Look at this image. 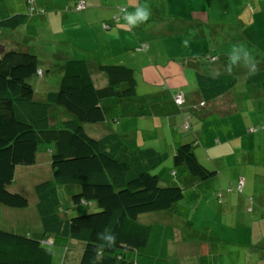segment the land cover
Masks as SVG:
<instances>
[{
  "label": "trees",
  "instance_id": "trees-1",
  "mask_svg": "<svg viewBox=\"0 0 264 264\" xmlns=\"http://www.w3.org/2000/svg\"><path fill=\"white\" fill-rule=\"evenodd\" d=\"M82 1L74 3L75 10ZM26 4L29 6L30 2ZM125 11L124 8L114 14L110 23H103L105 30L123 26ZM26 20L25 14L16 13L1 20L0 28L14 31ZM133 51L146 52L148 46L140 44ZM204 59L222 61L214 53L204 55ZM236 64H231V76L197 73L195 85L201 98L207 102L226 92L234 84ZM247 67L251 71L255 65ZM61 70L58 89L45 93L41 100L35 99V90L28 81L43 74L37 56L19 51L0 54V204L11 208L28 206L23 195L9 192L7 186L12 183L17 166L35 164L41 147L49 150L52 173L51 180L34 187L42 236L37 239L0 229V264H54L49 245L66 240L84 244L79 264H169L171 258L182 253L183 246L176 242L174 225L138 222V217L146 213H176L177 204L184 198L181 186H163L159 176L150 172L167 155L150 147L132 150L114 131L106 130L105 135L94 139L84 129L86 124L105 122L110 101L116 104L141 98V107H137H150L155 113L161 96H137L135 72L127 65L99 62L96 73L105 78L103 87L95 85V71L83 59H66ZM250 78L255 80L252 75ZM172 101L177 109L186 108L185 103L177 106ZM54 106L71 116L57 127H52L49 121ZM194 116L183 118V125L196 135L203 114ZM188 120H193V124ZM195 143L196 139L178 144L172 164L181 168L185 176L204 182L216 172L198 161ZM57 186H78L80 191L72 196L73 203H93L98 210L65 218ZM113 236L115 244L109 247L108 238ZM174 242L176 245H172Z\"/></svg>",
  "mask_w": 264,
  "mask_h": 264
},
{
  "label": "rangeland",
  "instance_id": "rangeland-1",
  "mask_svg": "<svg viewBox=\"0 0 264 264\" xmlns=\"http://www.w3.org/2000/svg\"><path fill=\"white\" fill-rule=\"evenodd\" d=\"M26 1L30 2L29 6H27ZM75 2H69V0H0V21L16 13L27 16L25 24L14 31L0 28V54L3 51H19L37 56L39 68L43 74L28 81L35 90V99L41 100L44 98L45 93L58 89L62 76L61 65L64 60L73 57L84 59L88 63H96L95 57H98L100 53L105 54L108 52V43L101 36H98L91 25H89L90 20L93 22L98 21L101 26V19L107 14H117L125 8L124 14L127 17L128 14L135 13L137 9L146 7L150 13L148 19L131 24V31L135 33L139 31L138 29L143 24H148L145 29H148L149 33L147 34L151 38H155L151 43L154 46V52L158 55L164 52L163 44L167 40L165 37L174 30L179 29L169 21L176 20V24H178V19H181L183 22H187L193 15L192 11L201 10L198 6H191L190 0H90L91 3L97 5V10L83 0L84 9L77 12L75 7H73ZM176 2L181 5L176 4ZM194 2L197 3L196 1ZM91 11L93 12L90 19L87 18V15ZM221 13L222 10L215 9L213 16L216 19L210 20V23L218 25L228 22L237 23L236 18H234V12H229L228 14L227 19L231 20H226ZM102 28L104 29L103 25ZM217 28L219 29V26ZM111 30L104 32L108 34ZM200 31L194 33V35H198ZM140 34H144V32ZM192 35V33L187 34L188 37L186 39H189ZM161 37L162 40L158 41V38ZM236 37L243 54L234 66L236 72L239 70L244 71L249 65H256L255 61L257 64L264 61V52L259 46V43L264 44V38L262 39L264 36L256 34L255 25L241 28ZM206 39H209L208 48L213 51L216 50V42L212 38ZM160 42L161 44H159ZM113 49L115 50L112 47ZM116 50H118V53L122 50L120 45ZM148 51L138 54L130 50L129 54L137 56V62L132 65L129 63L125 64L134 69L137 82L136 92L139 97L146 94L145 91L150 86L143 79L147 76L148 71H145L144 74L142 72V67L145 63H142V56L143 53L147 55ZM169 52L173 53L174 48H171ZM232 52L234 53V50ZM245 53H247V56ZM120 58L126 61L127 56L121 53L115 56L116 62L108 63L121 64L122 60ZM146 60L148 62V58ZM237 75L239 74L237 73ZM96 76L95 74L93 75L95 85L103 87L106 84L105 78L102 77L101 79V75L98 78ZM171 100H173L172 96ZM126 102H133L132 107H129L127 103V109L120 110L113 105H109L103 124H86L84 129L94 139H99L102 135H105L106 130L114 131L123 138L124 143L132 150L154 147L159 153L167 155V158L150 172L159 176L163 186H181L184 190V198L177 204L176 213L166 211L146 213L138 217V222L141 224L164 223L174 225L176 242L180 241L183 246L181 247L182 253L176 255L174 259L171 258L169 264H213L212 257H209L206 251V247H209L210 244L219 248L223 253L226 250L227 254L231 255V258L234 257L233 253L227 250L228 244L226 245L225 241L234 238L233 227L235 223H238L237 247L248 248L255 241L258 242L263 237L262 235L258 234L259 237L252 233L239 235L240 231L246 229L241 223L244 220L231 218L230 215L235 214V217L238 218L246 216L249 218V210H254L253 214L255 215L259 214L261 217L264 215V204L258 203V196L264 195V135L256 144L249 146L247 142L244 143V150L240 151L241 154H244L243 161H239L235 157L227 158L237 164L228 163L231 166L230 169L234 172L241 171L242 176L240 177L245 180L242 193H238L234 188V185L238 184L239 178H237L236 181L231 183L223 182L224 185L222 186L225 187V191L231 188V192L221 193L218 188L213 194L210 189L216 188V185L213 187L209 185V182H211L210 180H215V177L204 182L199 181L185 176L181 168H174L172 164L173 150L177 148L178 144L185 143L184 139L193 141V131L184 128L183 122H178L174 117H170L172 112L169 107L164 110V113L158 111L157 113L162 115V117L154 120L153 116L158 115L153 114L150 107L137 109V106L141 107V98L136 101L126 100ZM260 111L263 112V108H260ZM206 113L213 112H208L206 108ZM257 113H255V117L252 116L251 123L247 125L257 129L259 133L264 130V116L262 121L259 122L256 117ZM122 114L123 117H120ZM135 114H138L140 118ZM213 116H209L208 121L217 117V115ZM69 118L71 116L57 106H54L49 114V121L52 127H57L59 122ZM115 120L118 122H114ZM188 122L190 125L193 124V120H188ZM199 122H201V119L198 120ZM157 130L160 138L168 137L169 142L166 143V146L159 145V140L163 142L165 140L158 139L155 135ZM196 136L197 134L195 139L198 137ZM178 137H181L179 141H172ZM195 148L196 144H194ZM198 159L204 167L212 170L204 164L205 162L202 161L200 155ZM173 172L175 175H173ZM229 174V171L225 172L226 178H228L227 175ZM51 178L50 155L49 150L45 147H41L38 150L34 165L17 166L14 179L7 186V190L11 193L23 195L28 201V206L26 208H11L0 204L1 230L37 239L42 236V225L37 211L38 199L35 195L34 187L39 183L51 180ZM247 181L250 182L249 185ZM214 183L217 182L215 181ZM56 189L60 201V209L63 210L65 218L85 215L98 210L93 203L89 205H76L73 203L72 196L80 191L78 186H57ZM218 194L222 195L220 202L217 199ZM189 222L191 223L190 227ZM262 222H264V217H262ZM172 245H176L175 242ZM49 246L53 252L54 264H79L84 249L82 242L73 240L61 241L58 245ZM250 252L252 256H256L257 251ZM207 257L208 261L198 263V259H206ZM215 264L237 263L234 259L225 256L216 261ZM260 264H264V260Z\"/></svg>",
  "mask_w": 264,
  "mask_h": 264
},
{
  "label": "crops",
  "instance_id": "crops-1",
  "mask_svg": "<svg viewBox=\"0 0 264 264\" xmlns=\"http://www.w3.org/2000/svg\"><path fill=\"white\" fill-rule=\"evenodd\" d=\"M71 1L75 2L76 0H69V2ZM207 1L190 0L191 6H198L201 10L192 11L193 15L190 17L189 21H187L188 23L183 22L181 19H178V24H176V20L169 21L176 26V28L179 27V29L174 30L172 33L181 32V34L172 35V33H170L165 37L167 40L166 43L163 44L165 49L163 53H160L161 55H157L154 52V46L151 42L154 41L155 38H151L147 34L149 33L148 29H145L148 24H143V26L138 29L139 31L132 33L131 24L126 18L125 20H121V22L123 21V26L112 27L111 29L114 30L109 29L111 31L106 34L104 31L109 30H105L103 23H110L114 14L105 15L101 19V26L98 24V21L93 22L90 20L89 25H91L98 36H101L102 39L108 43V52L105 54L100 53L98 57H95L97 62H91L89 65L93 72L95 71L94 74L97 75L96 77L98 78L99 74L96 73V66L99 62H116L115 56L123 53L127 56V59L125 61L120 58L122 60L121 64H135L137 62V56L129 54L130 50L133 51L140 44H147L149 51L147 55H145V53L142 56V63L145 62L142 67V72L144 74L145 71H148L147 76L143 79L150 86L149 89H146V94L144 95H154L156 97L161 96V100H158L157 110L153 113L158 116H153V119L157 120L161 118L162 115H159L157 112L162 111L164 113V110L168 107L172 112L170 117H174L177 120L182 118L181 122H183V118L187 115L195 117L194 115L201 112L203 116L198 125L199 131L197 134L198 137L196 136V148L194 151L197 159L200 155L202 161L205 162L204 164L207 167L216 170H214L216 172L214 176L215 180H210L211 182H209V185H212L213 187L216 185V188L210 189V191L214 194L215 190L219 188L221 193L231 192V188L225 191V187L222 186L224 185L223 182L231 183L239 178L238 184H235L234 188L241 194L245 185V180L240 177L242 176L241 171L234 172L230 169L231 166L228 163L237 164L229 161L227 158L235 157L237 160L243 161L244 154H241L240 151L244 150V143L247 142V144L251 146L256 144V142H258L264 135V130L258 133L257 129L251 128L247 125L248 123H251L252 116L255 117L254 115L256 112H258L256 117L259 119V122L262 121L264 116V111H260V108H263L264 110V61L255 65V68H258L256 74L252 75L255 80L253 79V81H251V74H249L250 68L246 67L244 71L239 70L234 73V84L227 89L226 92L207 102L201 98L200 93L196 88L195 76L197 73L206 76H231L232 72L229 73V69L233 68L230 65V54L237 55L240 59L243 55L239 48V41L236 37V34L240 32V29L255 25L256 34L264 36V0ZM85 2L96 10L98 9L97 5L91 3L90 0H85ZM176 4L180 3L176 2ZM215 9L222 10L221 14L226 20H231L227 19L228 14L229 12H234V18H236L237 23L228 22L222 25L210 23V20L216 19L213 16V11ZM93 11L87 15V18L91 19ZM137 21L139 22V20ZM102 25L104 29L102 28ZM218 26L219 29L217 28ZM199 30H201L200 33L194 35V33L199 32ZM141 32H144V34H140ZM242 32L244 33V31ZM190 33L193 35L190 36L189 39H186V37H188L187 34ZM209 33L211 34L208 36ZM206 38H212V40L216 42V50L213 51L208 48L209 39ZM263 38L264 37H262V39ZM159 40H162V37L158 38V41ZM159 44H161V42ZM230 44H232V46H230ZM119 45L122 50L118 53L116 48L118 49ZM259 46L264 52V44L259 43ZM112 47L115 48V50H112ZM171 48H174L173 53L169 52ZM232 49H235L234 53L232 52ZM136 53L140 54V52ZM212 53H214V57L220 58L222 61L213 62L204 59V55ZM146 58H148V62ZM237 73L239 75H237ZM102 77L103 76L101 75V79ZM166 90L167 92H165ZM174 92H181L183 94L186 106L184 110L177 109L174 106V103H172L170 98ZM127 103L129 107H132L133 102L126 101L119 103L116 102V104L114 102H109L108 106L113 105L116 109L124 110L127 109ZM202 103L203 106H200ZM206 108L208 112L213 113H206ZM137 109L140 108L137 107ZM213 115H217V117L208 121V117H214ZM247 116L249 117L247 118ZM120 117H123V114L122 116L120 115ZM114 122L118 121L115 120ZM250 130L254 131L251 132ZM155 135L158 139L165 140V142L159 140L160 146H166V143L169 142V139L166 136L160 138L158 130ZM180 138L181 137H178L172 141H179ZM193 139H195L194 132ZM186 140L187 139H184L185 143L189 142ZM170 150L172 152L171 148ZM227 171L230 173L227 175L228 178H226L225 175V172ZM215 181L218 184L214 183ZM249 184L250 182H248V185ZM239 186H241L240 189H238ZM217 199H219L220 202L222 200V195L218 194ZM258 203L264 204L263 194L258 196ZM253 211L254 210L248 211L250 215L249 218L247 216L238 218L235 217V214L232 216L230 215V217L244 220V222L241 223L246 229L240 231L239 235H248L252 233L257 237H259L258 234L263 237L258 242L255 241L254 244L250 245L251 247H237L236 245L238 242L236 241V237L238 235V223H235V226L233 227L234 238L225 241L226 245L228 244L227 250L232 252L234 257L231 258V255L227 254L226 250H224L223 253L219 248L210 244L209 247H206V251L208 252V256L212 257L213 264L225 256L234 259L237 264H260L264 260V222H262V217H264V215L262 217L259 214L255 215L253 214ZM251 237L253 238L252 235ZM245 251H247V253L244 254ZM250 251H257L256 256H252ZM203 261H208V257L206 259H198V263Z\"/></svg>",
  "mask_w": 264,
  "mask_h": 264
},
{
  "label": "clouds",
  "instance_id": "clouds-1",
  "mask_svg": "<svg viewBox=\"0 0 264 264\" xmlns=\"http://www.w3.org/2000/svg\"><path fill=\"white\" fill-rule=\"evenodd\" d=\"M150 13L147 10V8H140L137 9L135 13L132 14H128V16L126 17L129 21L130 24H135L137 22V20L139 21H144L147 20L149 17ZM235 51V49H234ZM245 55L247 56V53H245ZM239 60V56L234 55V54H230V65L231 64H236V62ZM255 63L257 64V62L255 61ZM258 71V68H253V70L249 71V74L254 75L256 74V72ZM231 72V68L229 69V73ZM185 103V100H184ZM200 106H203V104H200ZM186 127V125H185ZM251 131V130H250ZM109 244L108 246L111 247L115 244V237H109Z\"/></svg>",
  "mask_w": 264,
  "mask_h": 264
},
{
  "label": "built area",
  "instance_id": "built-area-1",
  "mask_svg": "<svg viewBox=\"0 0 264 264\" xmlns=\"http://www.w3.org/2000/svg\"><path fill=\"white\" fill-rule=\"evenodd\" d=\"M82 9H84V5L82 2H79L76 6V10H82ZM173 99H174V102L177 104V106H181L184 103V96L181 92L175 93L173 96ZM241 183H242V180H241ZM240 188L241 186L238 187V189Z\"/></svg>",
  "mask_w": 264,
  "mask_h": 264
}]
</instances>
